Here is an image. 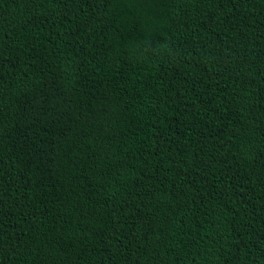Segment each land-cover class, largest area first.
Returning <instances> with one entry per match:
<instances>
[{
  "label": "trees",
  "instance_id": "1",
  "mask_svg": "<svg viewBox=\"0 0 264 264\" xmlns=\"http://www.w3.org/2000/svg\"><path fill=\"white\" fill-rule=\"evenodd\" d=\"M0 264H264V0H0Z\"/></svg>",
  "mask_w": 264,
  "mask_h": 264
}]
</instances>
